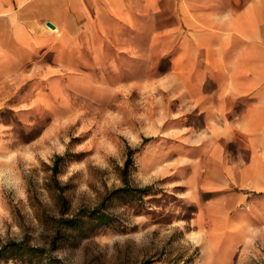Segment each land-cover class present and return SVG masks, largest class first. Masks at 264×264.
<instances>
[{"label":"rangeland","instance_id":"obj_1","mask_svg":"<svg viewBox=\"0 0 264 264\" xmlns=\"http://www.w3.org/2000/svg\"><path fill=\"white\" fill-rule=\"evenodd\" d=\"M94 40L80 65L48 52L0 83V246L41 244L35 209L51 207L57 156L73 207H91L121 186L132 149L131 183L156 194L150 213L115 203L114 225L54 253L63 264H264V116L255 130L235 126L256 99L180 82L174 52L146 35Z\"/></svg>","mask_w":264,"mask_h":264},{"label":"crops","instance_id":"obj_2","mask_svg":"<svg viewBox=\"0 0 264 264\" xmlns=\"http://www.w3.org/2000/svg\"><path fill=\"white\" fill-rule=\"evenodd\" d=\"M129 34L161 44L164 56L174 52L170 72L191 88L212 82L211 95L221 99H256L235 126L260 127L254 120L264 116V0H0V83L27 77L45 53L77 66L94 38Z\"/></svg>","mask_w":264,"mask_h":264},{"label":"trees","instance_id":"obj_3","mask_svg":"<svg viewBox=\"0 0 264 264\" xmlns=\"http://www.w3.org/2000/svg\"><path fill=\"white\" fill-rule=\"evenodd\" d=\"M148 141L150 139H145V142ZM134 152L128 150L127 160L119 168L121 186L107 189L94 206L76 208L66 194L69 185H62L57 178L58 161L61 160L57 156L49 183L51 207L35 209V218L41 228V244L32 243L29 236L8 241L0 246V261L11 264H63L54 253L65 247L76 248L98 230L114 225L117 217L112 205L115 203L130 208L136 214H149L146 204L152 202L151 197L156 194L152 185L139 187L131 183V156ZM35 202L40 203L38 199Z\"/></svg>","mask_w":264,"mask_h":264},{"label":"water","instance_id":"obj_4","mask_svg":"<svg viewBox=\"0 0 264 264\" xmlns=\"http://www.w3.org/2000/svg\"><path fill=\"white\" fill-rule=\"evenodd\" d=\"M47 26H48L49 28H51V29L54 28V26H53L52 24H50V23H47Z\"/></svg>","mask_w":264,"mask_h":264}]
</instances>
